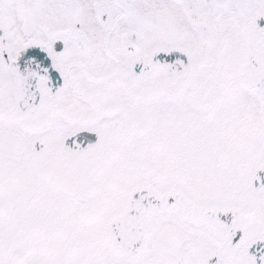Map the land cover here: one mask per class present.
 <instances>
[{
    "label": "snow or ice",
    "instance_id": "6c2138e0",
    "mask_svg": "<svg viewBox=\"0 0 264 264\" xmlns=\"http://www.w3.org/2000/svg\"><path fill=\"white\" fill-rule=\"evenodd\" d=\"M0 264H264V0H0Z\"/></svg>",
    "mask_w": 264,
    "mask_h": 264
}]
</instances>
